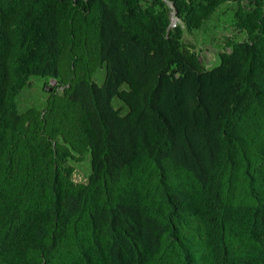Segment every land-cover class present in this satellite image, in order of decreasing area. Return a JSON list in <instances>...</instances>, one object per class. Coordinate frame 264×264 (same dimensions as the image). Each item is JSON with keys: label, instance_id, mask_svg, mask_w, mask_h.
Here are the masks:
<instances>
[{"label": "trees", "instance_id": "1", "mask_svg": "<svg viewBox=\"0 0 264 264\" xmlns=\"http://www.w3.org/2000/svg\"><path fill=\"white\" fill-rule=\"evenodd\" d=\"M224 2L204 68L181 35ZM0 264H264V0H0Z\"/></svg>", "mask_w": 264, "mask_h": 264}, {"label": "rangeland", "instance_id": "2", "mask_svg": "<svg viewBox=\"0 0 264 264\" xmlns=\"http://www.w3.org/2000/svg\"><path fill=\"white\" fill-rule=\"evenodd\" d=\"M232 12L229 2L221 3L200 28L182 32L181 41L192 43L193 49L198 53L204 68H211L218 64L217 53L223 48H227V41L235 42L244 37V32L238 31L234 27ZM102 78L103 69L97 66L91 73L90 79L94 83L100 84ZM28 81V85L23 87L15 98L17 110L22 112L25 109L32 108L36 111H41L49 94L48 90L51 89L54 82L47 76L38 75L30 76ZM54 90L60 91L61 88L58 86ZM111 106L116 109L121 107L119 109L120 114L126 112L125 105L116 98L111 99ZM73 164H75L72 174L73 181L83 182L89 172L87 152L82 153L80 158Z\"/></svg>", "mask_w": 264, "mask_h": 264}, {"label": "clouds", "instance_id": "3", "mask_svg": "<svg viewBox=\"0 0 264 264\" xmlns=\"http://www.w3.org/2000/svg\"><path fill=\"white\" fill-rule=\"evenodd\" d=\"M170 18H174V19H172V20L170 21V24H169V25H170V27H171V26L175 25V22H177V19L175 18L173 12L171 13V17H170ZM173 20H175V22H174L173 24H171V22H172Z\"/></svg>", "mask_w": 264, "mask_h": 264}, {"label": "bare ground", "instance_id": "4", "mask_svg": "<svg viewBox=\"0 0 264 264\" xmlns=\"http://www.w3.org/2000/svg\"><path fill=\"white\" fill-rule=\"evenodd\" d=\"M174 21H175V20H173V21L171 22V24L174 23Z\"/></svg>", "mask_w": 264, "mask_h": 264}, {"label": "water", "instance_id": "5", "mask_svg": "<svg viewBox=\"0 0 264 264\" xmlns=\"http://www.w3.org/2000/svg\"><path fill=\"white\" fill-rule=\"evenodd\" d=\"M172 19H174V18H170V21H171Z\"/></svg>", "mask_w": 264, "mask_h": 264}]
</instances>
